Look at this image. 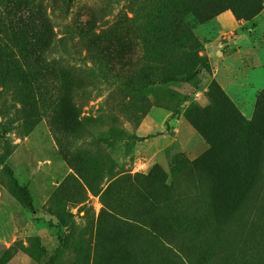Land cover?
Segmentation results:
<instances>
[{
  "label": "rangeland",
  "instance_id": "1",
  "mask_svg": "<svg viewBox=\"0 0 264 264\" xmlns=\"http://www.w3.org/2000/svg\"><path fill=\"white\" fill-rule=\"evenodd\" d=\"M1 33L0 264H264V0H0Z\"/></svg>",
  "mask_w": 264,
  "mask_h": 264
},
{
  "label": "trees",
  "instance_id": "2",
  "mask_svg": "<svg viewBox=\"0 0 264 264\" xmlns=\"http://www.w3.org/2000/svg\"><path fill=\"white\" fill-rule=\"evenodd\" d=\"M90 24L91 23L88 20H84L81 22V25L84 27V29H87V27H89ZM33 25H34V21H33ZM5 38L6 37L3 38L2 33H1L0 42ZM11 38H13V40H16L12 36H11ZM26 38L27 37H23L22 39H26ZM48 39H49V37H47L46 35L43 34L42 39L37 40L33 43H30V45H29V41H28V47L23 49L20 54L23 56V58L30 60L31 63H34V64L37 63L41 58L42 51L44 50V48H43L44 47V41L48 40ZM19 44L22 45V47L26 46V43L25 44L19 43ZM214 215H216V214L213 213V216ZM214 219L216 220V217H214Z\"/></svg>",
  "mask_w": 264,
  "mask_h": 264
}]
</instances>
